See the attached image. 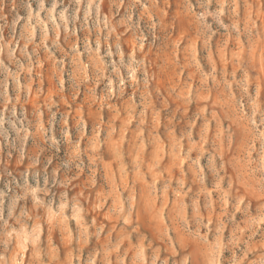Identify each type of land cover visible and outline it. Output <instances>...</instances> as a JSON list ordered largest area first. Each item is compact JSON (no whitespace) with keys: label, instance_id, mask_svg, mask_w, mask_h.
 Listing matches in <instances>:
<instances>
[{"label":"rangeland","instance_id":"374dc122","mask_svg":"<svg viewBox=\"0 0 264 264\" xmlns=\"http://www.w3.org/2000/svg\"><path fill=\"white\" fill-rule=\"evenodd\" d=\"M0 264H264V0H0Z\"/></svg>","mask_w":264,"mask_h":264}]
</instances>
